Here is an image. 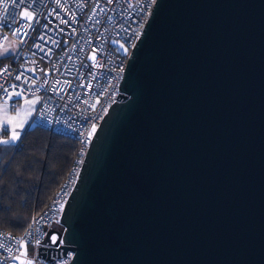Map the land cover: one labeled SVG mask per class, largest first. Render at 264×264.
Returning <instances> with one entry per match:
<instances>
[{
    "label": "water",
    "instance_id": "95a60500",
    "mask_svg": "<svg viewBox=\"0 0 264 264\" xmlns=\"http://www.w3.org/2000/svg\"><path fill=\"white\" fill-rule=\"evenodd\" d=\"M59 223L37 256L264 264V0H154Z\"/></svg>",
    "mask_w": 264,
    "mask_h": 264
},
{
    "label": "built area",
    "instance_id": "2783aa9c",
    "mask_svg": "<svg viewBox=\"0 0 264 264\" xmlns=\"http://www.w3.org/2000/svg\"><path fill=\"white\" fill-rule=\"evenodd\" d=\"M153 2L24 0L21 4L19 0H0V44L7 35L16 41L13 52L0 61V100L13 108L16 93L37 97L32 123L78 143L64 180L46 205L33 210L26 227L19 233L0 227V264H23L26 260L67 264L71 260L70 248L53 261L39 257L37 244H61V239L56 244L46 243L47 230L51 226L62 230L61 210L89 141L115 100L127 56ZM24 11L32 14L31 20L21 15Z\"/></svg>",
    "mask_w": 264,
    "mask_h": 264
},
{
    "label": "trees",
    "instance_id": "16d2710c",
    "mask_svg": "<svg viewBox=\"0 0 264 264\" xmlns=\"http://www.w3.org/2000/svg\"><path fill=\"white\" fill-rule=\"evenodd\" d=\"M77 147L76 140L34 123L17 143L0 144V227L13 233L26 227L33 210L59 188Z\"/></svg>",
    "mask_w": 264,
    "mask_h": 264
},
{
    "label": "crops",
    "instance_id": "0c3cea01",
    "mask_svg": "<svg viewBox=\"0 0 264 264\" xmlns=\"http://www.w3.org/2000/svg\"><path fill=\"white\" fill-rule=\"evenodd\" d=\"M4 57L0 56V61ZM15 99L17 104L13 108L7 101L0 100V126L6 128V131H0V141L10 140L13 128L19 133V138L9 144L17 143L27 126L33 124L31 119L37 104V97L33 95H17ZM6 121H11V123L6 124Z\"/></svg>",
    "mask_w": 264,
    "mask_h": 264
},
{
    "label": "snow or ice",
    "instance_id": "6c2138e0",
    "mask_svg": "<svg viewBox=\"0 0 264 264\" xmlns=\"http://www.w3.org/2000/svg\"><path fill=\"white\" fill-rule=\"evenodd\" d=\"M15 2H16V0H13V3H15ZM19 2H20L21 4H23V3H24V0H19ZM5 11H7V5H5ZM24 15H25V17H26L27 19H29V20L32 19V14H31V13L25 12ZM62 22L66 23V21H62ZM40 39H43V37H40ZM53 42L55 43V41H53ZM37 47H40V46L37 45ZM122 47H123V46H122ZM41 50H42V49H41ZM7 51H8V49H4V52H5V53H6ZM93 59H95L94 56H93ZM16 78L19 79L20 77L17 76ZM12 87L14 88L15 85H12ZM4 91L7 92V89L5 88ZM16 95H21V93H16ZM7 123H11V121H6V124H7ZM0 131H6V128L0 126ZM18 138H19V133H17V132L15 131V129L13 128L12 135H11V137H10V140H2V141H0V144H9L11 141H15V140H17ZM50 239H51L52 243H56V241H57L58 238H57L56 235H53V236L50 237ZM37 243H39V241H37ZM60 243H61V244L63 243V240H62V239L60 240ZM23 264H33V262H32V260H26V261L23 262Z\"/></svg>",
    "mask_w": 264,
    "mask_h": 264
},
{
    "label": "rangeland",
    "instance_id": "374dc122",
    "mask_svg": "<svg viewBox=\"0 0 264 264\" xmlns=\"http://www.w3.org/2000/svg\"><path fill=\"white\" fill-rule=\"evenodd\" d=\"M25 11L21 13L23 17H25ZM16 46V41L14 38H12L11 35H7L4 42L0 45V56H7L8 54L12 53L14 50V47ZM4 49H8V51L5 53Z\"/></svg>",
    "mask_w": 264,
    "mask_h": 264
}]
</instances>
